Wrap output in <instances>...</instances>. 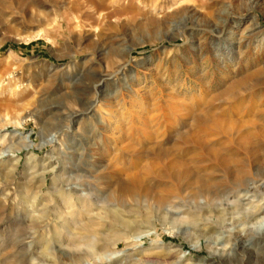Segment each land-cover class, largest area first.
Listing matches in <instances>:
<instances>
[{
    "label": "rangeland",
    "instance_id": "374dc122",
    "mask_svg": "<svg viewBox=\"0 0 264 264\" xmlns=\"http://www.w3.org/2000/svg\"><path fill=\"white\" fill-rule=\"evenodd\" d=\"M61 1L51 0L57 8L48 2L44 26L19 28V34L18 25L0 17V84L10 88L0 95V264H264V227L255 237L244 230L264 213L258 207L264 196V158L247 159L246 171L237 176L221 168L210 174L204 170L210 185L203 192L165 173L147 176L146 188L121 193L100 158L107 101L87 111L98 98L96 87L115 102V92L134 86L137 73L149 67L146 83L172 87L190 100L192 117L235 118L248 100L264 93L245 96L248 90L241 88L225 95L238 79L228 72L231 62L218 57L207 75L191 63L202 35H189L190 28L206 27L205 21L181 9L178 17L170 14L193 4L217 15L207 45L219 54L239 36L264 30V0H218L213 6L196 0H133L132 13L111 17L106 26H99L87 7L88 17L82 15L75 26L69 15L63 16ZM40 29L51 39H19ZM102 48L105 52L97 54ZM238 54L231 60H238ZM119 64L125 69L116 79L98 81ZM242 65L240 75L250 67ZM20 72L28 78H9ZM256 79L252 89L264 88V78ZM25 82L31 90L23 99L10 93ZM176 115L167 148L199 129L191 118ZM213 119L207 121L214 133L209 141H224ZM132 160L124 155L115 164ZM248 185L252 189L243 197ZM247 213L255 215L252 220Z\"/></svg>",
    "mask_w": 264,
    "mask_h": 264
},
{
    "label": "bare ground",
    "instance_id": "6f19581e",
    "mask_svg": "<svg viewBox=\"0 0 264 264\" xmlns=\"http://www.w3.org/2000/svg\"><path fill=\"white\" fill-rule=\"evenodd\" d=\"M196 1L199 3L203 2V4H205L204 2H206V4L208 2V6L217 5V3H219L218 0ZM48 2L50 3L51 0H0V17L2 16L6 24H16L15 28H17L16 26L18 25V29L15 30L17 31L16 34H19L21 29H23V31H28L30 28L45 24L44 22L46 21L47 16L45 10L47 9L46 7L49 6ZM61 2V8L64 10V13H62L63 16L69 15L75 26H80L82 15L87 16L85 13L87 8H90L92 13L96 15L95 19L97 18V20L95 21L99 23V26L109 25L111 17L113 16H123V14L126 15L127 13H132L134 11H132L134 5L133 0H62ZM138 2H140V0H138ZM177 2L179 3V1ZM50 4V7L57 8L56 5L52 3ZM144 4L145 3H143V5ZM201 7L204 8L205 6L203 5ZM201 7H195L193 4L192 6H183L179 8V10H176V8L175 10L173 9L174 11L170 14L171 18L178 17L181 14L179 12L181 9L182 12L184 11L183 14H190L197 19H202L206 23L205 26L207 28L199 25L190 28L191 31L189 32V35H202L201 40L198 39L199 42L197 44L199 52L191 61V63L195 65L194 68H200V71H203V73H201L207 75L210 72L207 67L211 64L216 65V59L222 57L224 62H231L233 64V67L229 68L228 72H230L232 76L238 78L227 86L223 92L225 95L229 96L238 93L241 88H243L244 91L248 90L245 96L257 95L258 93L262 94V92L264 93V88L252 89V85H250L252 81L257 80L256 78H264V36L258 40L257 44H253L255 37L263 35L264 30L239 36L236 40L237 42L234 44L230 43L231 46L228 47L226 52L221 51L219 54H213L211 50L209 51L207 40L211 37V28L218 25L216 21L217 15L214 13L211 14L208 11L203 13ZM91 18L94 19V17ZM91 25L92 23L89 26ZM19 28L20 32H18ZM42 29L35 31V33L34 31L30 34L26 33L27 35L21 36L19 39L26 40L27 42L32 39L42 38L46 36L45 31ZM224 30L225 28H222L221 30L223 34L225 33ZM46 38L51 39L49 36H46ZM192 39L194 40V37H192ZM234 48H236L235 52L239 53L238 60H231L230 58L233 53L235 54L233 51ZM104 52V48L100 49V51H96L97 54ZM110 60H113V57H111ZM243 60L245 61L244 63L246 65L249 64L250 67L246 73L240 75L244 70L242 69V64H244ZM112 67L114 66H111V68ZM124 69L125 65L119 64L115 70L113 69L115 72L111 71V73H108L107 71L105 74H101L100 72L101 77H98V81L107 83L114 78L116 79L120 73H123ZM23 71L24 69L22 72ZM22 72H20L21 75L18 77L12 75L9 76V78H28L27 74L26 76H23ZM148 73H150V68L144 67L141 73H137L138 79L140 80L136 82L134 86L128 84L124 87L123 91L119 88L120 92H115L117 93V97L119 96L115 102L108 98V95H102L103 93H101L96 87L95 93L98 95V98L95 100L94 105L87 110L88 112L93 111L101 99L107 101L108 107L106 112H104L103 119L106 123V135L103 139V148L101 149L100 158H105V164L103 163L105 168L111 169V182L115 185L118 192L124 193L146 188L147 176L166 173L174 181H182L186 186L195 188L198 193L209 187L210 183L208 182V174L212 173L213 169L221 168L225 170L227 174L237 176L246 171L248 166V163L246 162L247 159H251L252 157L251 160L254 159L256 161L264 158V94H262L258 100H248V98V102H246L247 104L244 106V109L241 110L242 112H238L237 116L231 120L223 122L222 119H213L207 114L194 118L191 114L190 98L188 99L189 101L184 97L181 98L178 95L179 92H175L172 87L165 88L157 85L156 82H154V84L146 83ZM1 84L0 95L2 96L5 90H9L10 88L2 87ZM180 84L185 87V83ZM16 86L18 85L16 84L13 86L10 93H13L12 95L21 99L24 97V92H30L29 90H31L29 82L23 84V89L21 90H16ZM258 96H260V94ZM116 107H120L121 110ZM176 113H180L185 118H191L196 125H199V129H197L196 132L189 131L182 136L180 143L172 144L170 148H167L165 145L169 139V131L177 123V119L179 118ZM226 113L227 112H225V114ZM221 114H223V112ZM211 119L217 122L218 130L221 135L225 137L226 141H209L214 135L212 132L213 128L207 126V121ZM53 137H55V135H53ZM111 154H114L115 159H113L114 157H109ZM242 154H244L245 157H241ZM124 155L134 156L135 160H132L131 162L129 161L130 163L128 165L119 166L115 164V160L117 161L118 159H121ZM144 159L146 161L140 163V161ZM207 160L211 162V166L209 165L210 167L205 162ZM102 161L103 160H100V162ZM208 169H210L211 172H207L208 174L204 173V170L208 171ZM251 189L252 187L249 185L245 190L243 189V197H246V194L249 193ZM240 199L242 200V197ZM237 200H239V198ZM260 201L261 205H258V207L264 210V196L260 198ZM243 204H245V202ZM254 216L253 213H247L248 220H252ZM263 227L264 213L259 216L258 220L251 221L244 230H246L248 234L250 233L251 237H255L260 234V230Z\"/></svg>",
    "mask_w": 264,
    "mask_h": 264
}]
</instances>
